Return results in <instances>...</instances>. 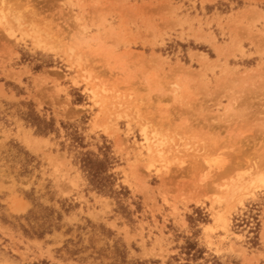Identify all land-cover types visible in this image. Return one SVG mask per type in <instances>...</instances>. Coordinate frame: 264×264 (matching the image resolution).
<instances>
[{
    "label": "rangeland",
    "instance_id": "1",
    "mask_svg": "<svg viewBox=\"0 0 264 264\" xmlns=\"http://www.w3.org/2000/svg\"><path fill=\"white\" fill-rule=\"evenodd\" d=\"M0 6V264H264V0Z\"/></svg>",
    "mask_w": 264,
    "mask_h": 264
},
{
    "label": "bare ground",
    "instance_id": "2",
    "mask_svg": "<svg viewBox=\"0 0 264 264\" xmlns=\"http://www.w3.org/2000/svg\"><path fill=\"white\" fill-rule=\"evenodd\" d=\"M9 1H11V0H9ZM13 1V0H12ZM0 2H2V0H0ZM2 6V5H1ZM0 6V7H1ZM34 10L36 11V8H34ZM251 10V9H250ZM251 12V11H250ZM259 12L260 13H262L260 10H259ZM35 12H33V14H34ZM34 15H36V14H34ZM254 15H256V12L254 13ZM257 15H259V13L257 14ZM256 15V16H257ZM251 16H253V15H251ZM262 16V15H261ZM45 47V46H44ZM218 51H220V50H218ZM201 53V52H200ZM196 54V53H195ZM204 54V53H203ZM203 54H201V55H203ZM206 57V56H205ZM208 57V56H207ZM219 60V59H218ZM204 67V66H203ZM254 139H255V137H253ZM257 139V138H256ZM36 140H37V138H36ZM41 140H43V139H41ZM250 140V139H249ZM28 142V141H27ZM37 142V141H36ZM39 143V142H38ZM251 143H253V142H251ZM145 144L147 145L148 144V146H149V142H148V138H146V141H145ZM39 145V144H38ZM145 145V146H146ZM37 147V146H36ZM148 150L150 149V148H147ZM156 149H158V147L156 148ZM150 151V150H149ZM160 151H163L162 149L160 150ZM159 151L157 150V153H158ZM151 153V152H150ZM162 153V152H161ZM148 154H149V152H148ZM160 154V152L158 153V155ZM162 156V155H161ZM235 157V156H234ZM234 161V160H233ZM240 163H241V161H240ZM238 164V163H237ZM242 164V163H241ZM236 164H235V161H234V163H231V164H225V165H223L222 166V168H221V166L218 168V169H220L219 171H221V174H224V173H227L226 172V170L227 169H229V168H232V167H234ZM240 166V165H239ZM253 169H254V172H263L264 171V159H260V161H258V162H254V164L251 166ZM248 171H251V170H248ZM217 172H218V170H217ZM253 172H251V174H252ZM254 174V173H253ZM256 174V173H255ZM255 174H254V176H255ZM258 174H260V173H258ZM257 174V175H258ZM216 175V174H215ZM262 175V174H261ZM210 176V175H209ZM209 176H208V179H209ZM220 176V175H219ZM263 176V175H262ZM250 177V175L247 177V179ZM258 177V176H257ZM211 179V178H210ZM250 179H251V177H250ZM250 179L248 180V182L250 181ZM256 179V178H255ZM213 181V180H212ZM243 182H245L246 183V181H245V179H243ZM243 182H242V184H243ZM244 183V184H245ZM238 184V183H237ZM240 185H241V183H239ZM237 186H239V185H237ZM242 186H244V185H242ZM205 188L206 187H208V184H206L205 183V186H204ZM235 188H237V187H234L233 189H231V190H234ZM260 188H264V178H261V177H259V179L257 180V181H255L254 183H252L251 185H247V186H245L244 188H242L241 190H239L240 189V187L237 189V190H239V191H244L243 193H241V194H243V196H247L248 195V193L251 195L252 194V191L253 190H257V189H260ZM245 190H247V192H245ZM235 192H236V190H235ZM236 194H238V192L237 193H235V195ZM242 199L244 200V198L242 197ZM194 199L192 198V200H190V201H193ZM242 200V201H243ZM233 201V200H232ZM200 203V202H199Z\"/></svg>",
    "mask_w": 264,
    "mask_h": 264
},
{
    "label": "trees",
    "instance_id": "3",
    "mask_svg": "<svg viewBox=\"0 0 264 264\" xmlns=\"http://www.w3.org/2000/svg\"><path fill=\"white\" fill-rule=\"evenodd\" d=\"M141 264H143V263H141Z\"/></svg>",
    "mask_w": 264,
    "mask_h": 264
}]
</instances>
